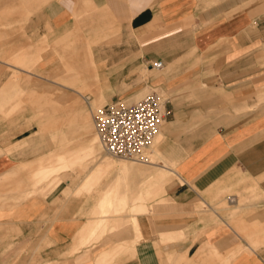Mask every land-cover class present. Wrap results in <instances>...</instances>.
<instances>
[{
    "label": "crops",
    "instance_id": "1",
    "mask_svg": "<svg viewBox=\"0 0 264 264\" xmlns=\"http://www.w3.org/2000/svg\"><path fill=\"white\" fill-rule=\"evenodd\" d=\"M148 89L165 102L146 162L96 157L93 136L23 197L24 165L57 151V131ZM73 167L87 171L79 193L103 178L80 236L94 197L52 189ZM71 246L75 264H264V0H0V264H63Z\"/></svg>",
    "mask_w": 264,
    "mask_h": 264
},
{
    "label": "rangeland",
    "instance_id": "2",
    "mask_svg": "<svg viewBox=\"0 0 264 264\" xmlns=\"http://www.w3.org/2000/svg\"><path fill=\"white\" fill-rule=\"evenodd\" d=\"M58 82H61L58 80ZM63 84L65 85H68V86H71L70 85V81H62ZM52 86V89H53V97L58 95V93H60L61 91H67V92H70L72 94H74V91L68 87H62V90L59 89L60 88V85L58 84H48V86ZM61 90V91H60ZM151 89H148L146 90L143 94L141 95H138L136 97H131V98H115L114 100H121L122 102L124 103H133L135 101H137L138 99L142 98L144 95H146L147 93H149ZM158 91V90H157ZM83 93H89L87 90H83ZM159 94V92H158ZM163 97V96H162ZM164 98V97H163ZM81 100V98H80ZM91 102V101H90ZM108 102V99H106L105 101H92L91 102V110L88 111V118L85 120L84 122V125L83 126H80L78 129H76V126L74 123L73 125L71 126L70 129L68 130H64L63 132L62 131H57V138L61 139V145L60 146H57V151L56 152H52L50 154H48L47 156H42L40 157L39 159H37L36 161H31V162H28L26 163L24 166L27 167V169L29 170V177L27 179V183H28V186H29V192L27 194H24L23 197H27V196H34V195H38L37 194V189L42 186L43 184H45L46 180L39 183V184H35V182H37V179L38 177H35V170H37L40 166L42 165H46L47 163L49 164H55V159L57 158V156L65 151L66 149L68 148H72V149H75V150H79L81 149L85 144L86 142H88L90 139L92 140V137H96L97 138V141H98V146H99V153L97 154L96 157L100 156L101 154H105V152L103 151V148H102V145L100 143V140L97 136V133H96V130H95V125H94V117H95V114L97 112V110L101 109L104 104H106ZM62 104V103H61ZM55 105L58 106V103H55ZM62 105H59V107H61ZM48 134L50 133V131L47 132ZM56 136V135H55ZM51 137V136H50ZM157 138V137H156ZM53 141L55 139L52 138ZM88 139V140H87ZM156 140V139H155ZM58 143H60L58 141ZM147 154V152H146ZM95 157V158H96ZM95 158L91 159L90 161H87V168H92V169H100L102 167H95ZM150 159H152V161H155V158L154 156H151ZM106 160L107 161H110L112 162L113 164H121V165H124L126 163L128 164H133L135 161H132V160H128V159H121V158H118V157H111L109 155H106ZM135 164H141V163H138V162H135ZM144 166H148L146 165L145 163L143 164ZM110 170H114V169H110ZM87 171L86 169H81L80 167H73V168H70L69 170L67 171H63V172H59L58 175H57V179H56V182L55 184L53 185L52 189L55 188L57 185H59L60 183H62L63 181H66L68 180L69 183L71 184V182L75 185H77V195L82 198V197H85V196H90V197H94V204L92 205L90 211H89V214L90 216L88 217V219L84 222V224L80 227L77 235L80 236L81 235V231L83 229H85V227H87V223L90 222L91 220L93 221V218H94V214L97 213V202H98V199L100 198V196L102 195V191H103V184H102V181H103V178L100 177H94V180H95V183L94 185L90 188V190L88 192H81L79 193V184L80 182L82 181V177H84L86 175ZM174 174V173H173ZM51 177V176H50ZM172 177V180L176 177V175H171ZM49 179V178H48ZM47 179V180H48ZM20 183H16V185H19ZM165 187H166V184L164 185V191H165ZM94 193V194H92ZM163 193H161L159 196H156L154 199L152 200H149L147 201V211H144V212H149V208L152 207V204L154 203H161L163 201ZM136 210V209H135ZM141 211H139L138 209L134 212V208H128L126 211H124V213H140ZM76 235V236H77ZM113 237V238H117L118 237V234L115 233L113 235H109V236H106L105 237V240H100V241H97L96 244H94V241L90 244V248H92V246L94 247V249L90 252L91 254H94L96 251H102L103 249L106 250V251H111L113 249H115L117 247V244L118 242H120L119 240H115V242H109L110 245L107 247V248H101V246H103V242L105 243L108 239L107 238H110ZM76 240H74V244H72L73 246L76 244L75 243ZM108 242H106L105 244H107ZM121 242H124L123 240ZM159 244H163V242H158ZM71 246L68 250V252H66V254H64V261H63V264H75V258L74 260L72 261L71 258H66L65 255H70L71 253V248L73 247ZM96 250V251H95ZM134 250V249H133ZM147 260H150L152 262L153 259L151 258H146ZM115 260V259H114ZM113 260V261H114ZM112 261V262H113ZM73 262V263H72ZM111 262V263H112ZM150 262V264H151ZM43 264H51L49 262L47 263H43Z\"/></svg>",
    "mask_w": 264,
    "mask_h": 264
},
{
    "label": "built area",
    "instance_id": "3",
    "mask_svg": "<svg viewBox=\"0 0 264 264\" xmlns=\"http://www.w3.org/2000/svg\"><path fill=\"white\" fill-rule=\"evenodd\" d=\"M153 66L160 67L161 62ZM164 102L157 92H151L134 103H106L94 117L105 151L124 159L147 161L146 151L164 119Z\"/></svg>",
    "mask_w": 264,
    "mask_h": 264
},
{
    "label": "bare ground",
    "instance_id": "4",
    "mask_svg": "<svg viewBox=\"0 0 264 264\" xmlns=\"http://www.w3.org/2000/svg\"><path fill=\"white\" fill-rule=\"evenodd\" d=\"M155 67V66H154ZM156 68H159V67H156ZM146 96V95H145ZM144 97V96H143ZM142 97V98H143ZM141 99V98H140ZM139 100V99H138ZM136 102V101H135ZM134 103V102H133ZM127 104H129V103H127ZM100 110V109H99ZM99 110H97V111H99ZM97 113V112H96ZM94 125H95V120H94ZM160 126V125H159ZM95 130H96V127H95ZM158 130H159V128H158ZM96 133H97V131H96ZM157 134H158V131H157V133H156V135H155V137H154V139H153V141H152V143H151V145H153V143H154V141H155V139H156V136H157ZM97 136H98V133H97ZM98 138H99V136H98ZM99 140H100V138H99ZM100 143H101V141H100ZM102 145V144H101ZM151 145L149 146V148L151 147ZM102 148H103V146H102ZM103 151L106 153V154H108L109 156H113V155H110L109 153H107L106 151H105V149L103 148ZM113 157H116V156H113ZM118 158H120V157H118ZM121 159H124V158H121ZM148 159V158H147ZM129 160V159H128ZM133 161V160H132ZM135 162H140V161H135ZM146 162V161H145Z\"/></svg>",
    "mask_w": 264,
    "mask_h": 264
}]
</instances>
